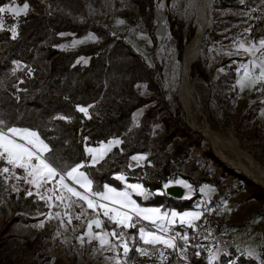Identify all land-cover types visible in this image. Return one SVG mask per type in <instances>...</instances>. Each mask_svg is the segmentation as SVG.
<instances>
[{
  "label": "trees",
  "instance_id": "16d2710c",
  "mask_svg": "<svg viewBox=\"0 0 264 264\" xmlns=\"http://www.w3.org/2000/svg\"><path fill=\"white\" fill-rule=\"evenodd\" d=\"M161 1L15 0L18 5L28 3L29 9L27 15L19 17L0 14L4 16V30H0V127L5 131H35L48 146L45 158L59 174L66 175L82 165L93 191L103 190L107 184L125 188L116 178L125 175L128 182L142 183L153 193L148 203L163 209L192 208L201 199L198 189L203 184L216 186L210 204L217 205L228 189L222 178L239 176L247 182L246 199L258 203L257 215L264 217V187L222 161L204 135L189 125L181 102L166 96L163 64L156 60L150 65L125 38L113 34L98 20L101 15L119 17L147 32L157 46L156 11ZM166 1L170 5L171 0ZM8 3L11 0H0V6ZM169 7V30L183 54L185 45L188 43L187 49L195 37L196 26L177 22ZM13 26L17 31L14 39L9 30ZM87 36L94 39L69 46L73 40ZM262 39L264 0H214L212 26L202 37L200 55L190 70L191 78L212 84L216 107L241 129L255 122L258 112L255 107L237 108L232 101L236 98L239 62L249 57L224 55L213 66L209 52L212 46L235 52V45L245 44L256 45L264 56V48L259 45ZM82 107L87 108V115L79 111ZM118 138L119 146L91 164L87 147ZM137 155H144V160L135 163L133 157ZM211 164L218 172H213ZM5 167L8 173L3 172ZM26 175L23 169L0 159V264H66L56 249L62 230L61 220L51 214L56 207L47 196L36 192L24 179ZM53 179V183H60V177ZM179 179L196 188L190 199L166 193L164 185ZM69 194L76 203L69 202L63 211L72 216L70 228H80L84 233L95 211ZM104 224L108 230L129 236L131 250L126 261L137 263L141 254L136 249L149 248L138 238L140 225L125 228L108 218ZM90 253L86 248L80 260L77 256L68 260L71 264H94ZM260 254L264 259V246ZM169 260L173 264L181 262L175 254ZM229 260L224 264H230ZM193 263L207 264L199 256ZM231 264L262 262L239 253Z\"/></svg>",
  "mask_w": 264,
  "mask_h": 264
},
{
  "label": "rangeland",
  "instance_id": "374dc122",
  "mask_svg": "<svg viewBox=\"0 0 264 264\" xmlns=\"http://www.w3.org/2000/svg\"><path fill=\"white\" fill-rule=\"evenodd\" d=\"M168 7L171 9V12L177 22L185 24L193 23V25H197L195 20L196 6L194 0H171L170 5L167 4L166 0H162L159 3L156 11L158 24L157 46H153L151 38L147 32L140 30L135 25L132 26L128 24L119 17L101 15L99 18L96 16V18H98L100 23L109 28L113 34L125 38L138 52H140L146 58L150 65H153L154 61L156 60L161 62L164 67V85L166 88V96L170 100H174L175 98L179 100V87L182 79L184 51L183 54H180L177 42L170 33L169 21L167 17ZM93 39L94 37L92 36L78 38L73 40L69 46L74 47L92 41ZM240 45L241 44L237 46L235 45V52H233L232 49L212 46L209 52V57L211 60V65L213 66L224 55H247L249 57V60H240L239 62L238 79L235 84L236 98H234L232 101L237 108H244L246 110L250 109L251 107L257 108L258 112L256 114L255 122L249 126H245L243 129L234 126L229 117L216 107V101L213 98L214 90L211 87L212 84L204 79L191 78L190 76L191 89L193 90L192 93L196 104L199 107H196L195 102L192 104V117L197 123L202 125L209 126L207 124L208 121L211 125L210 127L227 135L233 142H235L236 145L245 149L252 156L256 155L257 157L254 158L264 164V81L253 84L252 79L244 80V86L241 87V80L244 79V68L242 66L247 64L249 69H252L254 67V63L258 65L264 61V56L259 54L257 50H254L251 53L245 52L243 48H240ZM243 45L245 48H249L247 45ZM199 55L200 49L198 56ZM87 60L88 59H84L83 62H87ZM219 71H223V68H219ZM255 72L258 74L259 69L256 68ZM17 129L22 130V128ZM16 139L21 143L27 142L26 140H20L19 137H16ZM39 140L41 139L39 138ZM206 141L207 144L213 148L214 152L217 153L216 148L213 147L207 139ZM103 144H109L110 147L107 146V150H112L121 144V140L119 138L113 139L106 143L104 142ZM103 144L101 143L95 147H99ZM36 149H39L40 151L38 154H40L42 158L46 159V151H43L42 146L37 142ZM87 149L90 148L87 147ZM227 155L231 156V154ZM134 157L138 158L134 159L135 163H140L145 158L144 155H137ZM141 157H143V159H140ZM219 158L221 157L219 156ZM47 162L50 163L48 160ZM33 163L35 164L38 162L33 160ZM226 164L233 167L239 173L245 175L240 169L227 162ZM210 167L213 169V172L217 171V169H215L212 164ZM57 176H64V184H67L75 189L77 188V186H73L68 181L67 175L59 174L58 172ZM245 176L248 177L247 175ZM53 180L54 179H50L47 183L41 182L39 188H37L35 184L33 185L39 195L47 196L52 207H56V210H54L51 214L58 217L57 213H59L58 218L61 220L62 230L56 241V249L65 260V263L71 264L70 260L68 259L73 256H77L80 260L83 250L87 248L89 251H91L90 255L88 256L93 259L94 264H128L127 261H124V254L122 250L120 253L119 250H111L110 247L102 249L95 241H87V238L89 239L87 232L81 233L80 228L77 227H74V229L70 228L72 224V216L69 212L64 213L63 208H65L66 205H69V202H75L76 200L74 199L72 201L70 199V194L64 190V188L60 185L61 183L54 182V184L52 182ZM222 181L226 183L228 189L226 194L221 199L222 202H218L217 206L221 209L220 216H222L224 224L222 228L221 226L218 227L216 229L218 232L214 234L204 235L201 233L199 236L200 240H204L202 242L207 243L205 247H208V263L224 264L226 260L230 259L229 263L231 264L235 260V254L240 253L247 256H252L264 264V259H261L260 256L261 248L264 246V217L257 215V211L260 207L259 204L253 200L246 199L247 182L239 178V176L225 177L222 178ZM51 182L52 184H49ZM77 191L83 192L79 189ZM49 197H51V199H49ZM57 197H62V199H57ZM94 199L97 200V197H94ZM69 217H71L70 224L68 223ZM79 223H82V221ZM175 233L178 232L174 231L173 234ZM82 236L84 238L83 242H81L79 239ZM176 239L177 241L175 240V243L181 250L182 248L180 245H182V241H180V235L177 236ZM111 243V245L115 244L114 241H111ZM177 249V247L175 249L164 247L163 250L167 256L173 257L175 254L177 257H179L177 255ZM194 251V249L190 250L192 253ZM183 263L190 264L187 262Z\"/></svg>",
  "mask_w": 264,
  "mask_h": 264
},
{
  "label": "snow or ice",
  "instance_id": "6c2138e0",
  "mask_svg": "<svg viewBox=\"0 0 264 264\" xmlns=\"http://www.w3.org/2000/svg\"><path fill=\"white\" fill-rule=\"evenodd\" d=\"M28 9V3H23L22 6H19L16 5L15 0H11V3L0 6V14L8 13L14 17H19L22 13L27 15ZM0 30H4L3 15H0ZM9 30L11 31L12 38L14 39L17 35L16 27L13 26ZM259 45L260 48H264V39L259 42ZM240 48H243L245 52L250 53L254 50H258L256 45L245 48L244 45L241 44ZM242 67L244 68V79L241 80V87L244 86V80L252 79L253 84L264 81V61L258 65L254 63V67L252 69H249L247 64ZM256 68L259 69L258 74L255 72ZM79 111L87 115V108L82 107ZM59 118L65 119V117ZM2 124L3 122L0 121V125ZM16 137H19L20 140H26L27 142H18ZM32 138H35V141ZM36 142L42 146L43 151L48 150V146L44 144L42 140H39V137L35 132H29L27 130L21 131L17 128H8L5 131L2 127H0V159L6 160L8 164L13 166V168L23 169L27 174L24 179H26L28 183L35 184L37 188H39L41 182L47 183L50 179L57 176L58 173L46 159L42 158V156L38 154L40 150L36 149ZM133 159L138 158L133 157ZM140 159H143V157ZM33 160L38 163L34 164ZM79 167H82V165L73 167L71 171L66 173V175L79 183L80 187L84 189V192H79L75 188L64 184V176H60V183L62 187L67 188L69 193L86 203L87 207L93 209V211L97 208L103 209V215L106 216L109 221L116 223L118 226L135 228L137 223H140L143 220L149 221L154 226L155 230L146 229L144 226L140 227L138 230L139 240L142 241L143 244L152 246L163 245L165 248L175 249L177 247L175 240L180 234L175 233L169 236L168 233L171 229V225L176 222L177 218H179L181 224L187 223L188 227H195L192 220L199 219L202 215L200 212L178 213L173 211L171 213H161L159 208H141L134 200H132L131 193L129 191H117L115 188L108 186H104L103 190L93 191L92 181L89 180L84 173L78 172ZM3 172L8 173L9 169L7 167L3 168ZM28 177H32V179L28 180ZM17 179H20V177H17ZM119 179L124 180L125 178L121 176ZM179 183L184 184L185 187H191L190 185L185 184L184 181H179ZM164 187L167 188L168 185H164ZM128 188H130L133 192L144 195L143 186L140 184H131L128 185ZM28 194L31 195V192ZM94 197H98L99 201H108V203L112 205H118V207H109L108 204L99 203V201L95 200ZM49 199H51V197H49ZM57 199H62V197H57ZM81 207H83V205H81ZM57 216L59 217V213H57ZM134 216L137 218L136 223L132 222ZM76 219H80V216H77ZM68 223H71V217H69ZM93 225L99 229L102 228L103 222L100 219H94L88 222L87 235L89 237V241L98 240L101 246L109 245L110 249L114 250L115 245H111L107 237L109 235L116 237L117 233L115 231L105 233L103 235L100 233H93ZM39 226L43 227V224ZM118 238L122 240L123 254L127 257L129 251L131 250L128 246V241L122 239L123 233H121ZM180 238L187 241L186 235L181 236ZM79 239L83 242L84 238L82 236ZM136 251L141 255H149L148 250L143 247L137 248ZM160 255L163 256V253L161 252Z\"/></svg>",
  "mask_w": 264,
  "mask_h": 264
},
{
  "label": "crops",
  "instance_id": "0c3cea01",
  "mask_svg": "<svg viewBox=\"0 0 264 264\" xmlns=\"http://www.w3.org/2000/svg\"><path fill=\"white\" fill-rule=\"evenodd\" d=\"M241 78H242V75H241ZM24 130H27L29 132H35V131H32V130L23 129V128H22L21 131H24ZM38 137L40 138L39 135H38ZM32 139L35 141V138H32ZM107 146L110 147L109 144H103V145H101L99 147L90 146L89 147L90 149H87V153L90 156V162H91V164H97L98 162H100L111 151V150H107ZM138 156H140V155H138ZM52 167L55 168L53 165H52ZM56 171L58 173V170L57 169H56ZM78 172L84 173L87 176V178L89 180H91L89 178L88 174L83 170L82 167H79ZM121 176H123L125 179L124 180L119 179V177H121ZM67 178H68V181L73 186L74 185L77 186L76 190L79 189V190H81V191L84 192V189L80 187V184L79 183H77L72 178H69V177H67ZM116 178L120 182H122L126 187L125 188H120V187H117V186L111 185V184H107L106 186L115 188L117 191H129L131 193L132 200H134L141 208H159L160 211H161V213H163V212H169V213H171L173 211L178 212V213H184V212H200V213H203V211H204L205 207L207 206V204L210 203L211 199L217 193L216 186L211 185V184H203L198 189V193L201 195V199H200V201H195L194 206L192 208H190V209H184V210H180V209H177V208L163 209L162 206L152 205L151 203H148L150 201V199L153 198V193L151 191H149L147 188H145V186L142 183H139V182H128L127 179H126V176L125 175H121V174L117 175ZM179 181H184L185 184L190 185L191 187L190 188L189 187H185L184 184L179 183ZM131 184H140V185H142L143 186V189H144V195H140V194H138L136 192H133L130 188H128V185H131ZM174 184H178V185H180V186L183 187V189H184L183 198H185V199H190L191 197H193L197 193L196 188L191 183H189L188 181H186L184 179H179L177 182L170 183L169 185H174ZM157 192L158 193H163V191H157ZM97 201H99V198L98 197H97ZM99 203L108 204L109 207H118V205H112V204L108 203V201H99ZM103 211L104 210L101 209V208H97L95 210V216L91 220L100 219L103 222V225H102V228H99V229L96 228L95 225H93V227H92V232L93 233H100L101 235H103L105 233H111L112 231H115V230H108L105 227L104 219L107 218V217L103 215ZM221 215H222V213H221ZM201 217H202V215L199 217V219H193L192 220V223L195 225V227H188L187 226V223L181 224L180 221H179V218H177L176 219V222L171 225V229H170V231L168 233L169 236L173 235L174 231H177L180 234V237L181 236H185V235L187 236V241H185V240H183V239L180 238V241H182V245H180L181 248H182L181 249L182 251L179 249V246L177 245V248H178L177 249V255L179 256L178 258L180 259L181 262H177L175 264H184L183 262H187V263H190V264H195V263H193V260H194L195 256H199V257L203 258L207 262V264H209L208 263V255L209 254H205V253H208V247H205L207 243H204V242H202L204 240H200L199 239V236L201 235V233L198 231V228H197V223L201 219ZM136 220H137V218L134 216L132 222L134 223V222H136ZM220 220L223 221L222 216H220ZM147 222H149V221H147ZM139 225H140V227H142V226L146 227V229L155 230L154 229V226L152 224L151 225L153 227H147V226H145L143 224H139ZM220 226H221V224H219L218 227H220ZM95 228H96V230H95ZM139 228H138V230H139ZM216 229L214 231H216ZM87 230L85 232H88ZM120 234L121 233L117 234L116 237H113V236H110L109 235L107 238L110 241V244H112L111 241H114V243H115V244H113V245H115V249L114 250L115 251L116 250H119V252L121 253V250L123 251V247H122V240L118 238L120 236ZM128 238H129V236L126 233H123V238L122 239L128 241V246L130 248ZM138 238H139V232H138ZM87 241H89L88 238H87ZM91 241H95L98 244V246L100 248H102V249H106V248H109L110 247L109 245L101 246L98 240H91ZM176 241H177V239H176ZM207 241H209V240H207ZM148 247L149 248H146V247L143 246V248L147 249L148 251L154 250V249H157V250L162 251L163 255H165V257L168 260L172 258V257L167 256L165 254V252L163 250L164 249V246L163 245H156V246L149 245ZM200 247H201V249H200ZM192 249L195 250L193 253L190 252V250H192ZM123 257H124V261H126V257L125 256H123ZM143 257H144V255H141V257L138 260L137 264H139L140 260Z\"/></svg>",
  "mask_w": 264,
  "mask_h": 264
},
{
  "label": "bare ground",
  "instance_id": "6f19581e",
  "mask_svg": "<svg viewBox=\"0 0 264 264\" xmlns=\"http://www.w3.org/2000/svg\"><path fill=\"white\" fill-rule=\"evenodd\" d=\"M195 2V20L197 32L193 41L184 52L182 63V79L179 87V96L181 103L187 109V112L191 116L189 121L196 128H199L206 135L207 140L214 145L218 155L224 162L231 164L232 166L242 170L245 175L250 178H254L264 185V164L254 158L249 152L240 146L236 145L231 138L227 135L213 129L212 127L197 123L192 117L191 106L194 103V96L191 89L190 69L194 59L197 57L200 49V42L202 39V32L211 25V0H194ZM227 154H231L228 156ZM212 207H218L211 204ZM210 218V207L207 204L205 207L201 219ZM218 221L220 220V212H218ZM219 224H214V230ZM149 255H144L139 264L143 261H151V258L155 264H172L164 255L161 256L162 251L154 249L148 251Z\"/></svg>",
  "mask_w": 264,
  "mask_h": 264
},
{
  "label": "water",
  "instance_id": "95a60500",
  "mask_svg": "<svg viewBox=\"0 0 264 264\" xmlns=\"http://www.w3.org/2000/svg\"><path fill=\"white\" fill-rule=\"evenodd\" d=\"M211 26H212V23H213V11H214V0H211ZM211 26H208L203 32H202V37L209 31V29L211 28ZM196 32H197V29H196ZM195 36V35H194ZM190 42V41H189ZM201 43H202V39H201V42H200V46H201ZM188 44H186L187 46ZM185 46V48H186ZM185 52V50H184ZM198 55L197 57L194 59L193 62H195L197 59H198ZM192 67V65H191ZM191 70V69H190ZM193 92V90H192ZM194 99V102H195V105L197 108L198 105L196 104V101H195V98ZM180 100V99H179ZM181 102V101H180ZM182 107L184 108V110L186 111V115H187V122L189 123V125L193 128V129H196L197 131L201 132L204 136H205V139L206 138V135L203 133V131L199 128H196L194 125L191 124V122L189 121V119L191 118V116L189 115V113L187 112V109L184 107V105L181 103ZM207 123L210 125V123L207 121ZM235 143V142H234ZM212 146L214 147V145L212 144ZM218 155V153H216ZM221 159V158H220ZM222 160V159H221ZM242 171V170H241ZM248 176V175H247ZM249 177V176H248ZM255 182L261 184L259 181H257L256 179L252 178ZM262 185V184H261ZM264 187V185H262ZM166 193L172 197H175V198H178V199H181L183 198V195H184V189L182 186L178 185V184H174V185H169L167 188H166Z\"/></svg>",
  "mask_w": 264,
  "mask_h": 264
},
{
  "label": "built area",
  "instance_id": "2783aa9c",
  "mask_svg": "<svg viewBox=\"0 0 264 264\" xmlns=\"http://www.w3.org/2000/svg\"><path fill=\"white\" fill-rule=\"evenodd\" d=\"M208 205L210 207V218L200 219L197 223L198 231L200 233L207 234V235L218 232V231H214V224H221V227L224 224V221H218V212H221L220 207H212L210 203H208ZM139 224H143L147 227H153L146 220L141 221ZM141 264H155V263L153 262L151 258V261H143Z\"/></svg>",
  "mask_w": 264,
  "mask_h": 264
}]
</instances>
